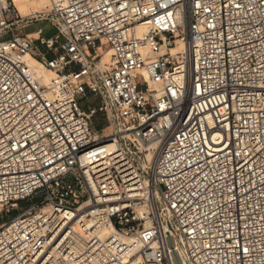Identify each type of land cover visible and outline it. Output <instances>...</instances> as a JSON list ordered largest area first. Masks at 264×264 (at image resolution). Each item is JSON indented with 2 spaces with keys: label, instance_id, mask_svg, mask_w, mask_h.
<instances>
[{
  "label": "built area",
  "instance_id": "built-area-1",
  "mask_svg": "<svg viewBox=\"0 0 264 264\" xmlns=\"http://www.w3.org/2000/svg\"><path fill=\"white\" fill-rule=\"evenodd\" d=\"M47 1L0 0V264H264V0Z\"/></svg>",
  "mask_w": 264,
  "mask_h": 264
},
{
  "label": "bare ground",
  "instance_id": "bare-ground-1",
  "mask_svg": "<svg viewBox=\"0 0 264 264\" xmlns=\"http://www.w3.org/2000/svg\"><path fill=\"white\" fill-rule=\"evenodd\" d=\"M15 7L19 13V15L22 18H26L29 16H34L36 14L40 13H46L48 11L49 3L47 0H39V1H30V0H13ZM144 29L140 28L139 33H143ZM31 36V35H30ZM178 49L182 50V45L178 43ZM111 56V51L109 49H105L102 52L99 67L104 68L105 65L109 63ZM26 63L34 71L37 78H39L42 82V84L45 87L50 86V82L53 79L54 75L52 72L47 70L45 67H43L40 63H38L35 59L31 58L30 56H26L25 58ZM153 150L156 149L157 145H152ZM108 148H113V143L108 144ZM147 164L149 165L152 163L154 159V154L150 151L147 155Z\"/></svg>",
  "mask_w": 264,
  "mask_h": 264
},
{
  "label": "rangeland",
  "instance_id": "rangeland-1",
  "mask_svg": "<svg viewBox=\"0 0 264 264\" xmlns=\"http://www.w3.org/2000/svg\"><path fill=\"white\" fill-rule=\"evenodd\" d=\"M40 30L42 37L45 39H49V38H54L56 35V30L46 21H35L33 23H31L27 28H25L23 31L17 29L14 32V35H20L22 33L25 34H29L36 32ZM64 43V39L61 37L59 38V44H63ZM36 45H38L36 43ZM81 106L84 110H86L87 107V99H83V101H81ZM98 120H103V116L101 114H96L95 117L92 118L91 120V124L94 128V130L99 134V135H105L107 131H105L98 123ZM41 197L36 196L33 197L32 199H30L27 202H22L19 203V209L18 210H14L11 212V214L6 217L5 219L0 218V224L3 223L5 220L13 218L14 216H16V214H18L20 211H23L25 208H27L29 205L31 204H35L38 203L40 201Z\"/></svg>",
  "mask_w": 264,
  "mask_h": 264
},
{
  "label": "crops",
  "instance_id": "crops-1",
  "mask_svg": "<svg viewBox=\"0 0 264 264\" xmlns=\"http://www.w3.org/2000/svg\"><path fill=\"white\" fill-rule=\"evenodd\" d=\"M30 35L33 36V37H36V34L30 33ZM88 99H90V98L88 97ZM98 105H99V103L97 101H94V107L96 108ZM98 123L103 129H105L106 126H107V123H106L105 119L98 120Z\"/></svg>",
  "mask_w": 264,
  "mask_h": 264
}]
</instances>
